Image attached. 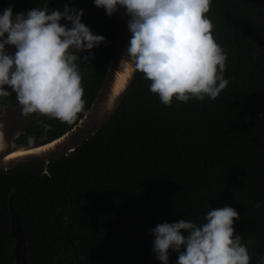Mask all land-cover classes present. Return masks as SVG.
I'll list each match as a JSON object with an SVG mask.
<instances>
[{
	"label": "trees",
	"instance_id": "obj_1",
	"mask_svg": "<svg viewBox=\"0 0 264 264\" xmlns=\"http://www.w3.org/2000/svg\"><path fill=\"white\" fill-rule=\"evenodd\" d=\"M65 4L105 44L78 62L85 111L69 125L41 117L17 140L46 144L70 130L98 95L116 46L121 9L111 17L93 0H0V13ZM214 38L226 50L228 86L215 100L164 106L138 72L123 104L69 155L0 171V264H16L10 202L24 229L26 264H160L150 229L200 222L210 207L239 214L235 233L264 254V0H213ZM61 23H65L61 21ZM14 52L13 48H9ZM87 55V53H81ZM10 91V89H7ZM18 105L13 93L0 106ZM48 123L47 132L42 127ZM186 234V233H185ZM178 253H169L175 264Z\"/></svg>",
	"mask_w": 264,
	"mask_h": 264
},
{
	"label": "clouds",
	"instance_id": "obj_2",
	"mask_svg": "<svg viewBox=\"0 0 264 264\" xmlns=\"http://www.w3.org/2000/svg\"><path fill=\"white\" fill-rule=\"evenodd\" d=\"M93 3L109 17L125 11L131 35L120 65L143 73L149 91L164 106L171 107L174 100H215L228 86V54L214 38L210 18L213 0ZM82 16V9L67 4L63 10L45 5L14 14L9 3L0 13V98L14 93L23 116L38 114L71 125L85 111L78 62H89L92 50L106 39L92 33ZM42 127L47 132L50 125L42 122ZM34 140L28 137L29 144ZM239 219L234 208L224 206L210 207L200 222L159 223L150 229L154 258L169 264L171 251L178 253L175 264H252L256 241L244 243L234 234ZM255 264H264V254Z\"/></svg>",
	"mask_w": 264,
	"mask_h": 264
},
{
	"label": "water",
	"instance_id": "obj_3",
	"mask_svg": "<svg viewBox=\"0 0 264 264\" xmlns=\"http://www.w3.org/2000/svg\"><path fill=\"white\" fill-rule=\"evenodd\" d=\"M128 19L121 9L119 34L105 81L86 114L63 135L42 145L17 143L25 129L43 116L32 114L25 117L18 105L0 106V171L38 161H43L47 169L52 160L76 151L112 119L138 75V71L120 65L131 35L127 28ZM10 211L15 261L16 264H26L24 229L12 202Z\"/></svg>",
	"mask_w": 264,
	"mask_h": 264
},
{
	"label": "bare ground",
	"instance_id": "obj_4",
	"mask_svg": "<svg viewBox=\"0 0 264 264\" xmlns=\"http://www.w3.org/2000/svg\"><path fill=\"white\" fill-rule=\"evenodd\" d=\"M17 155V154H16Z\"/></svg>",
	"mask_w": 264,
	"mask_h": 264
}]
</instances>
